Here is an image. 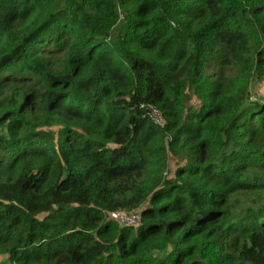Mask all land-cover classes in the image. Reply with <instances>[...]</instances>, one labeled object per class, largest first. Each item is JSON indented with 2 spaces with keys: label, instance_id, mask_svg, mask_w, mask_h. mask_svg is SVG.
Segmentation results:
<instances>
[{
  "label": "trees",
  "instance_id": "trees-1",
  "mask_svg": "<svg viewBox=\"0 0 264 264\" xmlns=\"http://www.w3.org/2000/svg\"><path fill=\"white\" fill-rule=\"evenodd\" d=\"M255 80L264 0H0V264H264Z\"/></svg>",
  "mask_w": 264,
  "mask_h": 264
},
{
  "label": "rangeland",
  "instance_id": "rangeland-1",
  "mask_svg": "<svg viewBox=\"0 0 264 264\" xmlns=\"http://www.w3.org/2000/svg\"><path fill=\"white\" fill-rule=\"evenodd\" d=\"M249 91H250V99H264V81L262 80L253 81L250 85ZM196 102H198V100L192 98L191 103H196ZM169 161H170V166L168 171L166 172V176H172L174 174L177 161L179 160H177L173 156H170ZM125 213L128 212L125 211Z\"/></svg>",
  "mask_w": 264,
  "mask_h": 264
},
{
  "label": "built area",
  "instance_id": "built-area-1",
  "mask_svg": "<svg viewBox=\"0 0 264 264\" xmlns=\"http://www.w3.org/2000/svg\"><path fill=\"white\" fill-rule=\"evenodd\" d=\"M155 113H157L155 114L157 119L160 120V114L158 112ZM108 217L122 224H136L140 220V214L138 212L125 213L123 211H112L108 212Z\"/></svg>",
  "mask_w": 264,
  "mask_h": 264
}]
</instances>
